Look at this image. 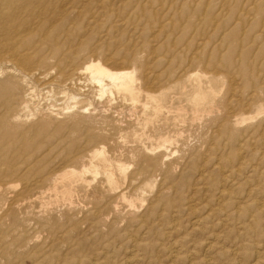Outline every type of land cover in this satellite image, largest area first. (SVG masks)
I'll return each instance as SVG.
<instances>
[{
  "label": "rangeland",
  "instance_id": "rangeland-1",
  "mask_svg": "<svg viewBox=\"0 0 264 264\" xmlns=\"http://www.w3.org/2000/svg\"><path fill=\"white\" fill-rule=\"evenodd\" d=\"M111 1L121 5L128 0ZM263 5L264 0H154L146 4V10L138 19L140 29L127 33L105 32L104 25L128 26L132 12L122 20L88 19L85 16L77 22L78 34L69 36L70 44L55 55L39 43L20 52L22 55L39 48L46 55L41 66L29 67L36 73L22 84L8 78L11 63L0 58V82L6 86L0 93V102H3L0 110L5 107L10 86L17 93V100L32 87L36 95L31 109L34 106L50 108L55 113L38 112L18 121L17 128L10 132L0 130V145L9 143L10 137L16 139L18 136V144L27 142L26 148L20 151L27 161L20 168L24 172L30 170L23 178L7 176L3 181L11 183V187H0V218L3 217L0 219V233L3 232L0 247L5 245L0 248V264H264V91H259L264 90ZM82 19L87 24L81 22ZM88 24L97 27L98 32L95 28L87 30ZM1 32L0 28V51L12 40L30 38L39 42L45 38L39 34H21L10 40ZM56 38L61 42L66 35L60 34ZM63 51L66 54L77 51L78 56L77 61L66 63L65 70L61 71L55 64L59 57L66 55ZM130 54L139 57L141 65L126 60L125 56L128 58ZM192 58L199 60L192 66L199 79L183 80L175 85V76ZM90 59L100 60L111 70L134 69L138 97L132 99L116 92L101 96L98 87L87 81L85 75L79 73L80 68H76ZM167 80L174 86L168 87V84L165 89L160 88ZM197 82L201 83V90L213 88L216 95L210 105L209 101L199 102V108L205 112L192 121L191 88ZM252 90L263 103L262 109L255 113L254 108L243 115L251 117L244 124H235L233 109L249 102ZM160 91H164L161 105L166 115L147 123L140 113L145 106L151 109L146 94L158 95ZM84 108L82 116L78 115L76 110ZM178 108L183 109L182 121L173 120ZM230 128L239 141L231 139L236 137L230 133ZM170 134L174 135L173 142L164 149L158 147L150 161L144 147H155V137ZM8 143L0 146L6 148L3 152L9 149L6 146L11 143ZM99 146L104 147L107 161L98 166L97 175L86 173L82 180L70 174L53 187V176H62L65 171H79L86 164L89 153ZM223 155L226 157L222 158ZM146 160L147 165L155 167L149 165L147 169ZM4 167L5 164H0V169ZM103 170L114 179L111 185ZM215 175L218 177L214 178ZM13 196L20 201L14 200ZM244 210L249 211L245 214ZM4 211L8 216H3L6 215Z\"/></svg>",
  "mask_w": 264,
  "mask_h": 264
},
{
  "label": "bare ground",
  "instance_id": "bare-ground-1",
  "mask_svg": "<svg viewBox=\"0 0 264 264\" xmlns=\"http://www.w3.org/2000/svg\"><path fill=\"white\" fill-rule=\"evenodd\" d=\"M124 1V0H123ZM149 4V2L151 1H154V0H128L126 3H121V5H115L113 4L111 0H107V1H102V0H0V28H1V33H3V35L7 36V38L9 37L10 40H12V38L16 39V36H19V35H25V36H29V35H32V34H39V35H44L45 38L43 40H40L39 42H35V39H21L20 41H10L9 42V45L6 46V48H3L1 49L0 51V58H2L3 60L11 63V66L9 67V70H8V73H9V77L8 78H11L12 81L14 79V82L17 83V84H22L26 78L28 77H31V76H34V73L36 72H33V69L32 68H29L30 66L32 65H40V64H43L45 63L46 61V55L45 53L42 52L41 49H33L32 52L30 53H23L22 55L20 54L21 51H26L27 49H32L34 47V45L36 43H39V45L41 47L45 46L49 52L53 53V55H55L61 48H64V47H67L69 44H70V37L69 36H72L74 34H78V28H77V22L80 23V20L81 18L85 17L88 18V19H93V18H96V17H103V20H107L108 18L109 19H118V20H122L124 19V16H127L129 15L128 12H132V19L130 21V23L128 24V26H117V25H113V24H109V23H105L104 27H105V32H112L113 30H116L118 31L119 33L120 32H124V33H127V32H130V31H136L138 29H140V26L141 24L138 22V19L140 18V16L142 15V12H144V10H146V4ZM254 1V0H253ZM208 2V1H206ZM248 3L250 4H253V2H249L247 1ZM151 4V3H150ZM170 4V3H169ZM206 5V3H205ZM252 6V5H250ZM264 6V5H263ZM161 7V6H160ZM179 8V7H178ZM151 9V8H150ZM258 9V8H257ZM178 10V9H177ZM200 11V9H197ZM154 11V10H153ZM160 11V10H159ZM204 11V10H203ZM226 11V10H225ZM245 12V10H244ZM204 13V12H203ZM223 13V12H222ZM163 14V13H162ZM197 14H200V13H197ZM254 14V13H253ZM172 15V14H171ZM237 15V14H236ZM176 16V15H175ZM174 16V17H175ZM199 16V15H198ZM214 15H212L213 17ZM226 16V15H225ZM173 17V16H172ZM126 18V17H125ZM147 18V17H146ZM244 18V17H243ZM264 18V17H263ZM262 18V19H263ZM84 19V18H83ZM83 19L81 20V22H83ZM87 19V21H88ZM98 19V18H97ZM169 19V17H168ZM167 19V20H168ZM235 19V18H234ZM241 19V18H240ZM79 20V21H78ZM166 20V21H167ZM179 20V19H178ZM202 20V18H201ZM226 20V19H224ZM243 19H241L242 21ZM102 21V20H101ZM113 21V20H112ZM152 21V20H151ZM170 21V20H169ZM191 21V20H190ZM204 21V20H203ZM202 21V22H203ZM215 19L213 20V23H215ZM223 21V20H222ZM263 21V20H262ZM85 22V21H84ZM83 22V23H84ZM159 22V21H158ZM86 23V22H85ZM127 23V22H126ZM153 23V21H152ZM176 23V21H175ZM204 23V22H203ZM202 23V24H203ZM87 24V23H86ZM167 24V23H166ZM184 24V22H183ZM205 24V23H204ZM204 24H203V27H204ZM211 25V23H209ZM221 24V22H220ZM219 24V25H220ZM260 24V23H259ZM84 25V24H83ZM93 25V24H92ZM185 25V24H184ZM210 25H207V26H210ZM218 25V27H219ZM233 25V23H232ZM87 26V25H86ZM160 26V25H159ZM169 26V25H168ZM157 27V26H155ZM165 27V25H164ZM171 27V26H170ZM177 27V26H176ZM186 27V25L184 26ZM247 27V26H246ZM96 29L95 31L98 32V28L95 27V26H91L90 24H88L87 26V30H90L92 31L93 29ZM178 28V27H177ZM176 28V29H177ZM187 28V27H186ZM225 28V27H224ZM259 28V27H258ZM261 29V28H260ZM155 30V29H154ZM157 30H159L157 28ZM166 30H167V27H166ZM86 31V30H85ZM178 31V30H177ZM176 31V32H177ZM258 31V30H257ZM256 31V32H257ZM94 32V31H93ZM156 32V30H155ZM179 32V31H178ZM177 32V33H178ZM244 32V31H243ZM255 32V33H256ZM260 32V31H258ZM257 32V33H258ZM83 33V32H82ZM169 33V32H168ZM176 33V34H177ZM60 34H65L66 35V38L64 39V41L62 40L60 42V40L57 41V38L56 36L60 35ZM210 34V33H209ZM152 35V34H151ZM161 36V35H160ZM168 38V37H167ZM38 39V38H37ZM74 39V38H73ZM196 39V37H195ZM220 39V37H219ZM195 41V40H194ZM200 41V40H199ZM13 42V43H12ZM160 42V41H159ZM173 42V41H172ZM258 42V41H257ZM261 42V41H260ZM5 43V42H4ZM186 43V42H185ZM68 44V45H67ZM82 44V43H81ZM165 44V43H164ZM214 44V43H213ZM259 44V43H258ZM83 45V44H82ZM128 45V44H127ZM173 45V43H172ZM165 46V45H164ZM154 48V47H153ZM161 49V48H160ZM211 49V48H210ZM225 50V49H224ZM138 51V50H136ZM144 51V50H143ZM165 51V49H164ZM223 51V50H222ZM64 52V55L66 54L65 51ZM96 52V51H95ZM163 52V51H162ZM177 52V51H175ZM226 52V51H225ZM224 52V53H225ZM152 53V52H151ZM254 53V52H253ZM25 54V56H24ZM163 54V53H162ZM238 54V53H237ZM252 54V53H251ZM76 55L78 56L77 54V51H70L69 53H67L63 58L60 59V57L56 60V67H59L60 70H65L63 69L64 65L66 63H73L75 61H77L76 59ZM107 55V54H106ZM128 55V53H127ZM126 55V56H127ZM220 55V54H219ZM256 55V54H255ZM125 56V59L130 62V63H133L135 65H141V63L139 62V57L135 56V54H130V56L128 58H126ZM159 56V55H158ZM174 56V55H173ZM208 56V55H207ZM237 56V55H236ZM253 56V55H252ZM155 58V57H153ZM170 58V57H169ZM48 59V58H47ZM235 59V58H234ZM180 60V59H179ZM254 60V59H253ZM178 62V61H177ZM199 62V60H197L196 58H192L188 61V65H186L185 67H183L179 72L178 74L175 76L176 78V81H174L175 85H178L179 82L183 81V80H186V81H190L191 79H194L195 80H198L199 77L195 71V68H193L192 66L193 65H196L197 63ZM204 62V61H203ZM261 62V61H260ZM26 63V64H25ZM206 63V61H205ZM28 64V65H27ZM75 64V63H74ZM128 64V63H127ZM178 64V63H177ZM204 64V63H203ZM63 65V66H61ZM73 65V64H72ZM205 65V64H204ZM259 65V64H258ZM257 65V67H258ZM41 66V65H40ZM54 66V65H53ZM74 66V65H73ZM126 66V65H125ZM156 66V65H155ZM32 67H35V66H32ZM129 67V66H128ZM166 67V66H164ZM76 68H80L79 70V73L81 74H84L85 75V78L87 81H89L90 83H92L94 86L98 87V90L101 92V96L106 94V93H109V94H112V92H116L117 94H123V95H127L129 96L130 98L132 99H136L139 95V92L137 90V79L136 77L134 76V69H122V70H111L109 69L107 66H105L100 60H97V59H90L88 60L87 62H85L82 66L80 67H76ZM135 68V67H134ZM1 69V68H0ZM136 69V68H135ZM144 70V69H143ZM195 71V72H194ZM0 73L1 70H0ZM168 73V72H167ZM258 73V72H257ZM256 73V74H257ZM46 74V72H45ZM41 75H44V73H42ZM264 75V74H263ZM11 76V77H10ZM54 77V76H53ZM166 77V76H165ZM233 77V76H232ZM250 77V76H249ZM56 79V78H55ZM252 79V77L250 78ZM50 80V79H49ZM158 81V79H157ZM170 80H167L166 83L162 84L161 87H163V89L166 88V86L168 85V87H173L174 84L173 83H169ZM235 82V81H234ZM149 83V82H148ZM160 84V85H161ZM5 84L3 82H0V93H3L4 92V88ZM225 87V86H224ZM201 83L200 82H197L195 84V86H193L191 88L192 90V94H191V101L194 103V107H192L191 109V115L192 117L190 118L192 121H195L197 119H199L203 112H205L204 109H200L199 108V102L200 101H209V105L210 103L212 104V101L215 99V90L213 88H210L209 90H201ZM254 89V88H253ZM26 91H28L25 96L21 99V100H17L16 97L18 98L17 96V93H15V91L13 90V88L10 86L8 92V97L5 98V107L3 109V111L0 110V130H4V131H7V132H10L12 131L14 128H17V125L16 123L22 119H26L28 118V116H32V115H35V114H38V112H43V113H46L48 115H54L55 113H53V110L50 109V108H41V107H35L33 109H31V104H32V101L34 100L33 98H35V90L32 89V87H29L26 89ZM260 92H263L264 90H259ZM222 92V91H221ZM252 93H250V100L249 102L247 103H244V104H240L238 107L236 106L235 109H233V119H234V123L235 124H244V121L251 118V117H243V115L245 113H251L253 111V109L255 108V113H259V111L262 109V106H263V103H261L260 101V98H258L256 96V92L254 90L251 91ZM189 93V92H187ZM51 94V93H50ZM164 91H160L158 93V95H154V94H149L147 93L146 96H147V99H148V103L150 104V107H151V111L148 109V107H143L142 108V111L140 112L142 116H145L144 117V120L148 123V122H154V121H157L158 118H160L161 116L163 115H166V113L164 114L165 110H163V107L161 105V100H162V97L164 96ZM190 94V93H189ZM188 94V95H189ZM232 94V93H231ZM100 96V97H101ZM256 96V97H255ZM4 97V96H3ZM6 97V96H5ZM230 97V96H229ZM71 98L75 99L74 96H71ZM2 99V98H1ZM217 99V98H216ZM3 101V99H2ZM74 101V100H73ZM0 103H3V102H0ZM112 103V102H111ZM134 103V102H133ZM132 103V104H133ZM136 103V101H135ZM225 104V103H224ZM1 105V104H0ZM138 105V104H137ZM2 106V105H1ZM4 106V105H3ZM142 107V106H141ZM74 109V108H73ZM225 109H226V106H225ZM230 109V108H229ZM85 111V108L83 110H76L77 114L82 116V113H84ZM111 111V110H110ZM227 111H228V108H227ZM64 112V111H63ZM69 112V110L67 111ZM66 113V111H65ZM92 113V112H91ZM136 113V112H135ZM134 113V114H135ZM131 114V113H130ZM169 114V113H168ZM174 116H173V120L177 121H182L184 120L183 116H184V113H183V109L182 108H178L175 110L174 112ZM219 114V113H218ZM100 115V114H99ZM115 115V114H114ZM227 115V114H226ZM89 116V115H88ZM208 116V115H207ZM115 117V116H114ZM131 117V116H129ZM226 117V116H225ZM224 117V118H225ZM34 118V117H33ZM58 118V117H57ZM86 120V119H85ZM224 120V119H223ZM94 121V120H93ZM219 121V120H218ZM226 121V120H225ZM117 121H115L114 123L116 124ZM120 122V121H119ZM123 122V121H122ZM121 122V123H122ZM136 122V121H135ZM247 122V121H246ZM113 123V124H114ZM194 123V122H193ZM219 123V122H218ZM222 123V121H221ZM118 124V123H117ZM124 123H122L121 125H123ZM119 125V124H118ZM103 126V125H102ZM125 126V125H124ZM216 127V126H215ZM225 127V126H223ZM227 127H230V126H227ZM83 128V127H82ZM85 128V127H84ZM91 128V127H90ZM191 128V127H190ZM87 129V132L89 131L88 128H85V131ZM207 129V128H206ZM209 129V128H208ZM216 129V128H215ZM213 130V128H212ZM224 131V130H223ZM231 128H230V133L232 134L233 133V136L236 137V138H233L231 137V139H236V141L239 139L238 136H235V132L232 131ZM2 132V131H1ZM24 132V131H23ZM227 132V130H226ZM244 132V131H243ZM246 132V130H245ZM250 133V131H247ZM88 133H91V132H88ZM88 133L86 135H88ZM205 133V132H204ZM216 133V132H215ZM224 133V132H223ZM222 133V134H223ZM228 133V132H227ZM248 133V134H249ZM93 134V133H92ZM247 134V133H246ZM91 135V134H90ZM89 135V136H90ZM225 135V134H223ZM230 135V134H228ZM92 136V135H91ZM90 136V137H91ZM95 136V134H94ZM155 136V135H154ZM210 136H211V133H210ZM217 136V135H216ZM242 136V135H241ZM2 137V136H1ZM17 137V136H15ZM215 137V135H214ZM214 137L212 136V138L214 139ZM229 137V138H230ZM245 138H247L246 136H244ZM4 138V136H3ZM20 137L18 136V138H14V137H10V139L7 140L9 141L8 144L11 143L10 146H6L7 148V151L6 152H3L5 149L4 148H1L0 147V161H1V165L5 164V167L3 169H0V187H11V183H6V181H3L4 178H6L7 176H13V175H18L20 176V178H23L25 175H27L30 170H24L20 168V165L23 164L25 162L26 164V161H27V158L25 157V155L23 154V152H20L21 150H24V148H26V144L27 142L24 143H19L18 144V139ZM224 138V137H223ZM31 139H33L31 137ZM76 139V138H75ZM173 139H174V135L173 134H170V135H167V136H164V137H161V138H158L155 137L154 138V142L156 144L155 147H144L145 151H146V154L148 155V159L151 161L152 159L154 158H151V155H154L155 153L158 152V147L159 149H164L166 148L167 146H169L172 142H173ZM211 139V137H210ZM2 140V139H0ZM102 140V139H101ZM159 140V141H158ZM240 140V139H239ZM238 140V141H239ZM32 141V140H31ZM221 141V140H220ZM219 141V142H220ZM224 141V140H223ZM235 141V140H234ZM242 141V140H241ZM5 142V141H4ZM2 141V143H4ZM22 142H24L22 140ZM219 142H216L219 144ZM230 142H233V141H229V144ZM243 142V141H242ZM6 143V144H7ZM30 143V142H28ZM101 143V142H98V144ZM6 144H1V145H6ZM97 144V145H98ZM216 144V145H218ZM223 144V142H222ZM232 144V143H231ZM0 145V146H1ZM100 145V144H99ZM180 145V144H179ZM226 145V144H225ZM233 145H234V142H233ZM237 145V144H236ZM258 145V144H257ZM30 146V145H29ZM77 146V145H76ZM235 146V145H234ZM240 146V145H239ZM94 147V146H93ZM218 147V146H217ZM259 147V145H258ZM39 148V147H38ZM92 148V147H91ZM106 148V147H105ZM207 148V147H206ZM222 148V147H221ZM2 149H4L2 151ZM35 149V147H34ZM80 149V148H79ZM209 149V148H208ZM216 149V148H215ZM71 150V149H70ZM83 150V149H81ZM211 150V149H210ZM213 150V149H212ZM264 150V149H263ZM68 151V150H67ZM76 150H74L75 152ZM80 151V150H78ZM169 151V150H168ZM205 151V150H204ZM214 151V150H213ZM212 151V153H213ZM237 151H238V148H237ZM43 152V151H42ZM8 153H11V154H8ZM31 153V152H30ZM196 153V152H194ZM226 154V153H225ZM24 155V157H23ZM78 155V154H76ZM161 157L163 154H160ZM193 155V154H192ZM242 155H244V153H242ZM241 155V156H242ZM75 156V155H74ZM206 156V155H205ZM219 156V155H218ZM229 156H231L229 154ZM240 156V157H241ZM3 157V158H2ZM47 157V156H46ZM153 157V156H152ZM158 157H160L158 155ZM223 157H226L225 155L222 156ZM250 157V156H249ZM169 158V157H168ZM230 158V157H229ZM259 158V157H258ZM6 159H11V160H6ZM45 159V158H44ZM165 159V158H164ZM163 159V160H164ZM242 159V158H240ZM84 160V159H83ZM167 160V159H165ZM204 160V158H203ZM237 160V159H236ZM36 161V160H35ZM69 161V160H68ZM107 161V158H106V155H105V150H104V147L103 146H99L97 148H95L94 150H92L89 155H88V158H87V161H86V164H84L79 171H75V170H71V171H65L64 173H62L61 175L63 176H58V175H55L51 178V182H53V187L55 188L57 182L60 180V179H63L65 177H67L68 175L70 174H75L76 176H79L78 178L79 179H82L84 180L83 178V175L86 174V173H92L93 175H97L99 172H98V166L101 165V164H104L105 162ZM239 161V159H238ZM210 162V161H209ZM214 162V161H213ZM249 162H251L249 160ZM3 163V164H2ZM29 163V162H28ZM31 163V162H30ZM212 163V162H211ZM230 163V162H229ZM236 163V161L234 162ZM247 163V162H246ZM144 165V163H142ZM217 164V162H216ZM238 164V163H237ZM146 165H147V160H146ZM150 165V164H149ZM149 165H147V169L149 168ZM201 165V164H200ZM215 165V163H214ZM234 165V164H233ZM28 166V165H27ZM132 166V165H131ZM140 166V164H139ZM138 166V167H139ZM151 166V165H150ZM153 166V165H152ZM151 166V167H152ZM227 166L229 167V165L227 164ZM247 166V165H246ZM256 166V164H255ZM155 167V166H153ZM168 167V166H167ZM171 167V166H170ZM237 167V166H236ZM235 167V168H236ZM122 171H124V168L121 166L120 167ZM129 168V167H128ZM209 168V167H208ZM25 169V168H24ZM33 169V168H32ZM61 169V168H60ZM73 169V168H72ZM200 169V167H199ZM210 169V168H209ZM226 169V168H225ZM230 169H232L230 167ZM251 169V168H250ZM249 169V170H250ZM66 170V169H65ZM68 170V169H67ZM70 170V169H69ZM139 170V169H138ZM142 170V169H140ZM145 170V169H143ZM228 168H227V172H228ZM38 171V170H37ZM134 171V170H133ZM149 171V170H147ZM166 171V170H165ZM168 171H169V168H168ZM206 171H209V170H206ZM260 171V169H259ZM138 172V171H137ZM136 172V173H137ZM197 172V171H196ZM200 171H198L199 173ZM211 172V171H210ZM39 173V172H38ZM55 173V172H54ZM102 173L104 174L105 176V179L107 180V182L111 185L113 182H114V179L112 178V176L106 171V170H103ZM119 173V172H117ZM135 173V174H136ZM163 173V172H162ZM250 173V171L248 172ZM134 174V173H132ZM166 174V173H165ZM185 174V173H184ZM226 174V173H225ZM232 174V173H231ZM87 175V174H86ZM222 175V174H221ZM233 175V174H232ZM248 175V174H247ZM245 175V176H247ZM258 175H259V172H258ZM44 176V175H43ZM137 176V175H136ZM134 176V178L136 177ZM169 176V175H168ZM178 176V175H177ZM182 176V174H181ZM195 176V175H194ZM199 176V174H198ZM217 175L214 176V178H216ZM237 176V174H236ZM35 177V176H34ZM98 177V176H97ZM130 177V176H129ZM206 177V176H205ZM218 177V176H217ZM222 177V176H221ZM232 177V176H231ZM250 177V176H249ZM131 178V177H130ZM212 178V177H211ZM234 180H235V177L233 176ZM232 178V179H233ZM237 178V177H236ZM245 178V177H244ZM159 179V178H158ZM197 179V178H196ZM196 179L194 178V180L196 181ZM207 179V178H206ZM251 179V177H250ZM36 180V179H35ZM34 180V181H35ZM44 180H47V178H45ZM222 180V179H221ZM227 180V179H226ZM20 181V180H19ZM94 181V180H93ZM129 181V180H128ZM202 181V180H201ZM205 181V180H204ZM92 182V180H91ZM90 182V183H91ZM141 182V181H140ZM172 182V180H171ZM240 182V181H239ZM256 182V180H255ZM43 183V182H42ZM82 183V182H81ZM193 183V182H191ZM190 183V184H191ZM198 183V182H197ZM195 184V185H198L199 184ZM172 184V183H171ZM222 184V183H221ZM246 183H244V186H247L248 185H245ZM248 184V183H247ZM258 184V183H257ZM39 185V184H38ZM162 185V184H161ZM168 185V184H167ZM205 185V184H204ZM228 185V184H227ZM243 185V184H242ZM15 186V185H14ZM40 186V185H39ZM191 186V185H189ZM193 186V185H192ZM224 186V185H223ZM251 186V185H249ZM253 186V185H252ZM255 186V185H254ZM36 187V186H35ZM37 188V187H36ZM193 188V187H192ZM223 188V187H222ZM225 188V187H224ZM250 188V187H249ZM165 189V188H164ZM189 189V188H188ZM247 189V188H246ZM245 189V190H246ZM22 190V189H20ZM162 190V189H161ZM187 190V189H185ZM184 190V191H185ZM193 190V189H192ZM196 190V189H194ZM202 190V189H201ZM248 190V189H247ZM246 190V191H247ZM250 191V190H248ZM247 191V192H248ZM19 192V191H18ZM194 192V191H193ZM245 192V193H247ZM127 193V192H126ZM245 193H243L245 195ZM257 193V192H256ZM21 195V192L19 193ZM18 194V195H19ZM15 195V194H14ZM166 194H164L165 196ZM24 194L22 195V198ZM156 196V195H155ZM163 196V194H162ZM220 196V195H219ZM14 197V196H13ZM26 197V196H25ZM114 197V196H113ZM15 199L14 200H18L20 201L19 199H16V197H14ZM163 198V197H162ZM220 198V197H219ZM112 199V198H111ZM158 199H159V196H158ZM171 199V198H170ZM228 199V198H227ZM232 199H234L232 197ZM242 199V198H241ZM13 200V199H12ZM14 200L12 201V204L14 202ZM240 200V199H239ZM109 201V200H108ZM113 201V200H112ZM168 200H166L167 202ZM230 201V200H229ZM110 202V201H109ZM260 202V201H259ZM263 202V201H262ZM108 203V202H107ZM165 203V202H164ZM187 203V202H186ZM247 203V202H246ZM9 205L11 204L10 201L8 203ZM99 204V203H98ZM106 204V203H105ZM193 204V203H192ZM233 204V203H232ZM260 204V203H258ZM186 205V204H185ZM218 205V204H217ZM239 205V204H238ZM105 206V205H104ZM169 206V205H168ZM232 206V205H231ZM251 206V205H250ZM254 206V205H253ZM259 206V205H258ZM8 207V206H7ZM255 207V206H254ZM254 207H251L252 209ZM11 208V206L9 207ZM93 208V207H92ZM91 208V209H92ZM100 208V207H99ZM97 208V209H99ZM157 208V207H156ZM176 208V207H174ZM211 208V206H210ZM213 208V206H212ZM8 209V208H7ZM6 209V210H7ZM242 209V208H241ZM248 209V208H247ZM9 210V209H8ZM158 210V209H157ZM208 210V209H207ZM250 210V209H249ZM249 210H245L243 211V213L245 212V214L247 213V211ZM255 210V208H254ZM254 210L251 212L253 213ZM230 211V210H229ZM237 211V209H236ZM259 211V210H258ZM22 212V211H21ZM136 212V211H135ZM149 212V211H147ZM176 212V211H175ZM174 212V213H175ZM240 211H238L239 213ZM4 213L6 214L7 212L4 211ZM88 213V212H86ZM228 213V212H227ZM255 213V212H254ZM90 214V213H89ZM230 214V213H229ZM232 214V213H231ZM250 214V213H249ZM3 215V214H2ZM72 215V214H71ZM173 215V214H172ZM171 215V216H172ZM237 215V214H236ZM235 215V217H236ZM3 216H8V214L6 215H3ZM15 216V215H14ZM241 216V215H240ZM243 216V215H242ZM249 216V215H248ZM70 217V216H69ZM198 217V216H197ZM234 217V216H233ZM3 218V217H1ZM0 218V219H1ZM66 218H68V216H66ZM100 218V216L98 217ZM176 218V217H175ZM237 218V217H236ZM69 219V218H68ZM108 219V218H107ZM245 219V218H244ZM20 220V219H19ZM81 220V219H80ZM95 220V219H94ZM147 220V219H146ZM167 220V219H166ZM194 220V219H193ZM192 220V221H193ZM230 220L231 217H230ZM236 220V219H234ZM69 221V220H68ZM79 221V220H78ZM148 221V220H147ZM33 222V221H32ZM129 222V221H127ZM165 221H163L164 223ZM167 222V221H166ZM173 222V221H172ZM42 223V222H41ZM72 223V222H71ZM76 223V222H74ZM146 223V222H145ZM23 224V223H22ZM46 224V223H45ZM61 224V223H60ZM64 224V223H63ZM52 225V224H51ZM66 225V224H65ZM77 225V224H76ZM109 225V224H107ZM127 225V224H126ZM131 225V223L129 224ZM168 225V224H167ZM9 226V225H7ZM62 226V224H61ZM71 226H75V225H72ZM137 226V225H136ZM141 226V225H140ZM148 226V225H147ZM250 226V225H249ZM19 227V226H18ZM34 226H32L33 228ZM40 227V226H39ZM77 227V226H76ZM131 227V226H129ZM140 229V227H138ZM18 229V228H17ZM76 229V228H75ZM142 229V228H141ZM140 229V230H141ZM148 229V228H147ZM5 230V229H4ZM149 230V229H148ZM2 231V230H1ZM14 231V230H12ZM138 231V230H137ZM137 231H135L137 233ZM145 231V230H144ZM150 231V230H149ZM156 231V230H155ZM6 232V231H5ZM25 232V231H24ZM143 232V230L141 231ZM3 233V232H1ZM0 233V234H1ZM14 233V232H13ZM68 233V232H67ZM169 233V232H168ZM20 234V233H19ZM149 234V233H148ZM10 235V233H9ZM18 235V234H17ZM51 235V234H50ZM101 235V234H100ZM150 235V234H149ZM12 236V235H11ZM19 236V235H18ZM17 236V237H18ZM122 236V235H121ZM135 236V235H134ZM133 236V237H134ZM3 237H5L3 235ZM22 237V236H21ZM26 237V236H25ZM92 237V236H91ZM94 237V236H93ZM132 237V238H133ZM136 237V236H135ZM6 238V237H5ZM14 238V237H12ZM16 238V237H15ZM68 239V238H67ZM136 239V238H135ZM144 239V238H143ZM158 239V238H157ZM12 240V239H11ZM88 240V239H87ZM116 240V239H115ZM121 240V239H119ZM118 240V241H119ZM126 240V239H125ZM134 240V239H133ZM154 240V239H153ZM78 241V240H77ZM10 242V241H8ZM43 242V241H42ZM52 242V240H51ZM80 242V241H79ZM92 242V241H91ZM18 242H16L17 244ZM73 243V242H72ZM7 244V243H6ZM20 244V243H19ZM18 244V245H19ZM77 244V243H76ZM114 244V243H113ZM112 244V245H113ZM4 244H2L1 247H3ZM21 245V244H20ZM42 245V244H41ZM89 245V244H88ZM5 246V245H4ZM39 246V245H38ZM73 246H75V244H73ZM115 245H113L114 247ZM171 245L169 244V247ZM0 247V248H1ZM32 247V246H31ZM80 247V245H79ZM134 247V246H133ZM33 248V247H32ZM31 248V249H32ZM159 248V247H158ZM4 249H6L4 247ZM34 249V248H33ZM70 249V248H69ZM80 249V248H79ZM88 249V248H87ZM114 249V248H113ZM16 250V249H14ZM30 250V249H29ZM28 250V251H29ZM67 250V249H66ZM83 250V248H82ZM22 251V250H21ZM33 251V250H31ZM56 251V250H55ZM93 251V250H92ZM99 251V250H98ZM104 251V250H103ZM151 251V250H150ZM2 252V251H1ZM20 252V251H19ZM95 252V251H94ZM92 252V253H94ZM115 252V250H114ZM130 252V251H129ZM135 252V251H134ZM39 253V252H38ZM49 253V252H48ZM47 253V254H48ZM82 253V251H81ZM112 253H113V250H112ZM143 253V252H142ZM178 253V252H177ZM11 254V253H10ZM21 254V253H20ZM25 254V253H24ZM46 254V255H47ZM103 254V252L101 253ZM100 254V256H101ZM109 254H111L109 252ZM138 254V253H137ZM172 254V253H171ZM170 254V255H171ZM144 255V254H143ZM151 255V254H150ZM168 255V254H167ZM63 256V255H62ZM103 256V255H102ZM128 256V255H127ZM2 257V256H1ZM29 257V256H28ZM52 257V256H51ZM129 257V256H128ZM154 257V256H153ZM151 256V258H153ZM171 257V256H170ZM73 258V257H72ZM96 258V257H95ZM116 258H117V254H116ZM155 258V257H154ZM163 258V257H162ZM80 259V258H79ZM82 259V258H81ZM88 259H90L88 257ZM94 259V258H93ZM127 259V258H126ZM136 259V258H135ZM37 260V259H36ZM174 259H172L173 261ZM15 261V260H14ZM47 261V260H46ZM77 261H79L77 259ZM91 261V260H90ZM94 261V260H92ZM171 261V260H170ZM12 262V260H11ZM16 262V261H15ZM20 262V261H19ZM27 262V261H26ZM131 262V261H130ZM136 262V260H135ZM143 262V261H140V263ZM148 262V261H147ZM155 262V261H154ZM17 263V262H16ZM48 264V262H46ZM126 263V262H125ZM129 263V262H128ZM170 263V262H169ZM17 264H20V263H17ZM22 264V262H21ZM92 264V263H91ZM132 264V263H130ZM149 264V263H148Z\"/></svg>",
  "mask_w": 264,
  "mask_h": 264
}]
</instances>
